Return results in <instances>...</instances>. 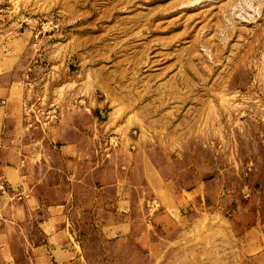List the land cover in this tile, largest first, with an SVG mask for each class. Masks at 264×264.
I'll return each instance as SVG.
<instances>
[{
  "label": "rangeland",
  "instance_id": "obj_1",
  "mask_svg": "<svg viewBox=\"0 0 264 264\" xmlns=\"http://www.w3.org/2000/svg\"><path fill=\"white\" fill-rule=\"evenodd\" d=\"M17 158L24 191L0 190L67 202L73 264H264L243 247L264 238V0H0ZM45 237H11L14 264Z\"/></svg>",
  "mask_w": 264,
  "mask_h": 264
},
{
  "label": "crops",
  "instance_id": "obj_2",
  "mask_svg": "<svg viewBox=\"0 0 264 264\" xmlns=\"http://www.w3.org/2000/svg\"><path fill=\"white\" fill-rule=\"evenodd\" d=\"M5 157V156H4ZM8 159V156L5 157ZM22 162L17 158V165H0V187L4 182L9 185L10 180L21 177L20 187L25 189V171L19 168ZM118 205L126 209L127 201L120 198ZM64 213H59L62 207ZM67 202L47 207L46 214L42 213L38 200L26 193L21 197H7L0 190V264H14L15 250L11 246V237L22 235L34 236L43 233L46 237L44 243L34 244L33 254L36 255L33 264H73V258L77 255L76 248L72 245V226L69 224L66 212ZM126 229V224L120 222L117 226ZM244 251H260L257 260H264V238L258 229L246 230L243 234Z\"/></svg>",
  "mask_w": 264,
  "mask_h": 264
}]
</instances>
